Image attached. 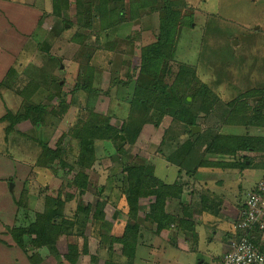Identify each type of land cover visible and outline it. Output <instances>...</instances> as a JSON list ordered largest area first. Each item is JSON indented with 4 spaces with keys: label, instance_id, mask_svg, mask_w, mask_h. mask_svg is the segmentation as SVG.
I'll return each mask as SVG.
<instances>
[{
    "label": "rangeland",
    "instance_id": "374dc122",
    "mask_svg": "<svg viewBox=\"0 0 264 264\" xmlns=\"http://www.w3.org/2000/svg\"><path fill=\"white\" fill-rule=\"evenodd\" d=\"M128 1H122L125 21L101 30L96 1L82 15L75 0L57 9L51 0H0V118L9 110V115L20 116L29 104H46L41 114L31 111L14 122L0 119V264H70L65 258L69 242L77 247L74 264H124L126 258L113 238L127 220L122 166L134 162L152 163L159 179L180 190L167 203L178 220L162 235L145 221L149 201L139 203L141 238L133 264H218L225 243L241 234L234 223L246 193L264 174L259 169L263 151L217 155L204 150L216 133L264 135V103L258 106V97L245 101L248 113L257 109L260 127L227 124L225 106L246 91L264 90V0L180 2V13L191 17L179 27L167 71L171 88L182 89L190 104L170 100L168 113L148 106L156 93L147 102L132 95L136 78L141 76L139 85L146 87L147 81L149 86V77L137 72L140 49L157 37L158 22L149 8L130 20ZM88 67L93 76L86 89ZM181 68L193 77L176 87ZM205 90L221 101L205 107ZM178 114L191 115L200 127L192 133L193 140L200 134V142L195 141L188 159L173 157L184 162L180 172L162 155L187 142L189 127L177 121ZM93 116L100 124L123 125L124 139L94 140L95 162L86 166L76 134ZM245 158L251 166H197L204 159L236 164ZM80 170L87 174L81 194L72 180ZM47 196L59 197L71 225H63L65 231L50 247H36L34 235H25L24 246H18L14 229H28ZM87 204L88 214L82 211ZM99 211L104 219L93 216ZM181 219L186 222L179 224Z\"/></svg>",
    "mask_w": 264,
    "mask_h": 264
},
{
    "label": "trees",
    "instance_id": "16d2710c",
    "mask_svg": "<svg viewBox=\"0 0 264 264\" xmlns=\"http://www.w3.org/2000/svg\"><path fill=\"white\" fill-rule=\"evenodd\" d=\"M70 0H51L53 8L58 7H66L68 6ZM96 1L95 9L99 16V24H101V30H106L110 27H113L120 22L123 21V11L124 7L122 5L123 0H92ZM91 0H75V6L78 8L77 14L85 13V11H91ZM119 4L116 5V2ZM160 1L162 4H159ZM129 19L137 20V17L140 16V11L145 8L152 9L157 13V22H158V32L157 37L149 44H145L140 49V65L138 67V74L149 77V86H147V81L145 82V86L139 85L140 81L136 78V82L134 83V89L132 92L133 97H137L139 101L152 100V95L156 93V97L153 102H150L148 106H154L163 108L164 112L168 113V104L170 100H173L177 105L182 103V105H189L190 102L187 101L186 95L182 96V89H172V81H170L171 73L169 74L167 69L169 65V61L172 60L175 51H176V41L179 34V27L183 25H187L190 22L189 17L180 13V7L183 0H179L177 5L172 4L170 0H129ZM113 4V5H111ZM84 6L86 8L84 9ZM55 11V10H54ZM195 75V74H194ZM87 76V85H83L84 88H88V82H91V78L93 76V69L88 67L86 72ZM178 83H176V87L179 86L180 81L190 82V79L193 77V74L188 69H179L177 74ZM176 79V80H177ZM175 80V81H176ZM57 86H61L57 83ZM168 87L170 90L168 91ZM204 87V86H203ZM156 91V92H155ZM205 97L203 98L204 106L211 107L214 101H221V99L216 96L214 93H211L209 90H205ZM180 94V95H179ZM214 94V95H212ZM179 95V96H178ZM211 97H210V96ZM182 96V98H181ZM24 98L28 97L27 95H23ZM251 97H258L256 101L258 106L264 103V90L252 89L246 91L239 96L233 98L230 101L225 103V106L229 107L228 111V119L226 118V123L229 124H243V125H252V126H261L262 123L258 124V112L257 109L251 110L248 103L246 104V99ZM59 101H63L59 99ZM133 101L132 99L130 102ZM156 102V103H155ZM255 102V103H256ZM159 103V104H158ZM43 109H46V104L34 105L29 104L25 106L24 113L20 116L9 115L10 110L7 112V115L0 118H11L9 120L16 121L21 120L26 117H29V113L32 111L41 114ZM148 109V108H147ZM247 113V114H245ZM171 115L176 116L175 113H171ZM178 117L185 118L180 120ZM177 121H183L188 125V136L185 139V142L181 148H174V150L165 152L162 155L168 160L170 163L175 164L178 168V172L182 169L184 162L179 160L175 161V156H177L181 160L188 159L191 150L194 147H197L195 144L198 140L200 142V134H197V140H193L192 138L195 134H192L190 128L192 126H198V123L191 115L182 116L178 114ZM231 117V118H230ZM104 120L105 117H102ZM106 120V119H105ZM87 123L82 124L80 126L77 137L79 138L80 143V158L82 162V158L87 159L88 163L86 166L90 164L93 165L94 161V151H91L94 140H110L115 142L117 139H124L123 132L124 129L122 127L119 129L110 123L100 124V120L97 116L91 117L89 120H85ZM141 120H139L140 122ZM102 122V121H101ZM225 123V122H224ZM121 135V136H120ZM196 141V142H195ZM205 148V152H210L213 154H234L237 151H263L264 159V135H249V134H220L216 133L213 136L212 141L209 142ZM262 144V146H261ZM42 147L46 151L51 150L47 147V145L41 143ZM200 145V144H199ZM44 154H47L44 152ZM56 153L53 152L52 155ZM187 155V158H186ZM59 157V156H58ZM59 161V158H57ZM62 164L65 165L64 162L61 161ZM219 165H237L240 167H249L251 166V161L248 158H245L243 162H237L236 164L232 163H224L217 160H203L199 163V166H219ZM264 168V160L262 163V169ZM123 180L120 182L124 188H121L122 194L125 195V204H126V215L127 220L125 222L122 233L119 236H114L113 240L120 244V254L124 256L125 261L124 264H133L132 259L135 255V249L138 244L139 239L141 238L140 233V223L137 221V217L139 216V203L146 198L149 201L147 211L144 213V218L146 222L151 223L154 226V232L160 233L164 229H169L171 225L177 222L178 217L177 214L167 210V203L172 200L174 197H178V192L180 190L173 183H165L161 179H159L154 174V166L151 163H131V164H123ZM193 170V169H192ZM192 172V171H190ZM87 174L86 172L80 170L74 174L72 180L75 183V186L78 188L77 192L79 194L83 193L84 187L86 185ZM59 197L54 198L51 196H47L43 210L36 213V217L34 221L29 224L28 229H24L20 227L17 235H14L18 246L23 247V237L25 235H34L31 242L36 247H50L51 245L56 244V236L59 233H63L65 231L63 229V225H71V220L66 219L63 215V205L58 201ZM91 206L89 204L86 205L82 209V211L86 214L90 212ZM213 210V209H212ZM215 209L212 212L215 213ZM94 217L99 219H104L103 212H97V214H93ZM60 219V220H59ZM186 222L185 219H181L178 223ZM183 225V224H182ZM251 240L254 242L255 246L260 249L264 253V238L260 233H251L249 235ZM85 251V250H83ZM77 247L72 243H67L65 258L70 264H74L76 261ZM121 264V263H120Z\"/></svg>",
    "mask_w": 264,
    "mask_h": 264
},
{
    "label": "built area",
    "instance_id": "2783aa9c",
    "mask_svg": "<svg viewBox=\"0 0 264 264\" xmlns=\"http://www.w3.org/2000/svg\"><path fill=\"white\" fill-rule=\"evenodd\" d=\"M239 209L234 229L241 234L227 241L218 264H264V253L249 237L258 232L264 238V174L246 193Z\"/></svg>",
    "mask_w": 264,
    "mask_h": 264
},
{
    "label": "water",
    "instance_id": "95a60500",
    "mask_svg": "<svg viewBox=\"0 0 264 264\" xmlns=\"http://www.w3.org/2000/svg\"><path fill=\"white\" fill-rule=\"evenodd\" d=\"M168 91H169V89H168ZM199 128H200L199 126H192V127H191V132L194 133V132H196L197 130H199ZM12 186H13V184L10 183V186H9V190H10V191H12Z\"/></svg>",
    "mask_w": 264,
    "mask_h": 264
},
{
    "label": "crops",
    "instance_id": "0c3cea01",
    "mask_svg": "<svg viewBox=\"0 0 264 264\" xmlns=\"http://www.w3.org/2000/svg\"><path fill=\"white\" fill-rule=\"evenodd\" d=\"M169 165H170V164H169ZM259 169H261V172L264 173V169H262V168H259ZM176 175H177V174H176ZM176 175H175V176H176ZM175 178H176V177H175ZM169 183H170V182H169ZM139 210H140V209H139ZM146 211H147V210H145V212H146ZM139 214H140V213H139ZM150 225H151V224H150ZM151 231L154 232V229L151 228ZM163 232H164V230H162V231L159 233V235H162ZM225 245H226V243H225ZM221 254H222V253H221Z\"/></svg>",
    "mask_w": 264,
    "mask_h": 264
}]
</instances>
